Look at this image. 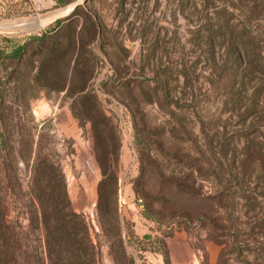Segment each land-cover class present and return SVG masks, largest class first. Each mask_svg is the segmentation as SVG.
<instances>
[{
  "label": "rangeland",
  "instance_id": "374dc122",
  "mask_svg": "<svg viewBox=\"0 0 264 264\" xmlns=\"http://www.w3.org/2000/svg\"><path fill=\"white\" fill-rule=\"evenodd\" d=\"M0 264H264V0L0 4Z\"/></svg>",
  "mask_w": 264,
  "mask_h": 264
},
{
  "label": "bare ground",
  "instance_id": "6f19581e",
  "mask_svg": "<svg viewBox=\"0 0 264 264\" xmlns=\"http://www.w3.org/2000/svg\"><path fill=\"white\" fill-rule=\"evenodd\" d=\"M72 7H73V5L70 6L69 8H67V9L57 13V14H54L52 17H50V18H48V19H46L44 21H41L40 23L34 22V23H31V24H28V25L33 26V27H38V25H39V27L40 26L42 27V26H45L47 24H50L56 18L68 16L70 11L72 10Z\"/></svg>",
  "mask_w": 264,
  "mask_h": 264
},
{
  "label": "crops",
  "instance_id": "0c3cea01",
  "mask_svg": "<svg viewBox=\"0 0 264 264\" xmlns=\"http://www.w3.org/2000/svg\"><path fill=\"white\" fill-rule=\"evenodd\" d=\"M9 0H0V4L6 3ZM34 4L40 6V7H45L51 3V0H31Z\"/></svg>",
  "mask_w": 264,
  "mask_h": 264
},
{
  "label": "trees",
  "instance_id": "16d2710c",
  "mask_svg": "<svg viewBox=\"0 0 264 264\" xmlns=\"http://www.w3.org/2000/svg\"><path fill=\"white\" fill-rule=\"evenodd\" d=\"M54 1H56V0H54ZM55 23L58 24V23H59V20H56ZM20 50H21V48H18L17 50H15L14 53L19 54ZM73 217H74V216H73ZM64 221H65V219H64ZM63 223H64V222H63ZM64 224H65V223H64ZM60 226H62V225L60 224ZM60 226H59V227H60ZM63 227H64V226H63ZM67 233L70 234V230H69Z\"/></svg>",
  "mask_w": 264,
  "mask_h": 264
},
{
  "label": "water",
  "instance_id": "95a60500",
  "mask_svg": "<svg viewBox=\"0 0 264 264\" xmlns=\"http://www.w3.org/2000/svg\"><path fill=\"white\" fill-rule=\"evenodd\" d=\"M85 1V0H84ZM76 4L75 5H73V7H72V10L70 11V13L71 12H73L74 11V9L76 8ZM70 13H69V15H70ZM66 17V16H65ZM61 18H64V17H61ZM60 17L59 18H56L53 22H55L56 20H59V19H61Z\"/></svg>",
  "mask_w": 264,
  "mask_h": 264
}]
</instances>
